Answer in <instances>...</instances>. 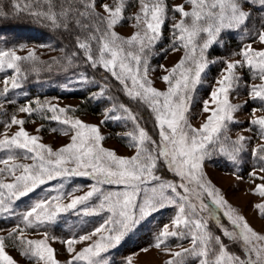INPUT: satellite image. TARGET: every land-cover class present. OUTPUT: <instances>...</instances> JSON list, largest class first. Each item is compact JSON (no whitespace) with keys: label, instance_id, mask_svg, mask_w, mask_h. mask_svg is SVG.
I'll return each mask as SVG.
<instances>
[{"label":"snow or ice","instance_id":"snow-or-ice-1","mask_svg":"<svg viewBox=\"0 0 264 264\" xmlns=\"http://www.w3.org/2000/svg\"><path fill=\"white\" fill-rule=\"evenodd\" d=\"M136 2L139 10L130 19L135 20L133 26L137 31L128 38L121 37L114 30L125 19L128 0H112L111 4L102 0H64L67 7L62 4L59 12L53 10L52 0H47V11L29 12L41 21L47 20L52 27L64 29L69 27L74 16L77 17L75 23L85 34L76 37V47L83 53L85 63L109 74L129 99L150 111L158 140L152 138L141 125L138 115L124 104H113L105 109L101 124L121 119L132 122L133 130L125 134L127 146L135 149V154L130 157L119 156L115 150L103 147L102 141L106 137L101 134L100 127L68 116L70 108L39 100L35 101L36 107L31 102L20 106L17 111L29 116L35 112L53 113L45 118L67 125L64 135L69 131L73 134L69 143L54 150L40 143V137L25 130V120L17 119L16 115L11 117L5 128L19 127L13 135L3 134V139H0V150L9 152L7 158L0 159V164L4 165L0 167V217L8 215L10 218L14 215L16 201L54 179L79 176L88 177L94 183L84 195L73 196L68 203H62L65 194L60 192L64 187L61 184L60 189H56L57 195L36 202L24 212L20 223L6 237L0 236V264H17L6 251V241L9 240L33 264H60L56 250L49 242L59 238L50 237L45 231L40 234L41 239H28L27 230L56 224L62 213L85 205L93 197L99 199L98 206L81 209L83 214L107 212L109 215L90 233L72 235L60 241L71 257L67 264H107L103 253L117 248L145 220L166 207H175L176 215L171 220V227L164 225L151 246L160 249L169 238L189 239L191 244L181 251H169L172 258L166 264H186L188 258L196 259L198 264H264V235L254 230L246 218L228 203L204 171L205 163L215 156L238 164L241 153L245 151V136L240 135L235 140L229 136V125L238 123L234 114L243 107L232 103L229 94L240 86L242 80L237 69L247 67L253 78L261 81L259 85L249 87V97L264 105V49L256 50L248 44L238 53L241 60L225 61L226 67L216 81L218 87L210 92L209 99L202 102L201 111L208 114L205 122L199 128L190 122L196 86L201 83L202 73L209 66L207 51L218 43L222 31L241 30L251 15L243 10V4H256L257 0H185L191 5L190 10H185L184 4L173 6L172 13H178L180 18L176 20L175 15L171 16L175 22L171 25L170 47L172 51L183 49L184 55L171 69L160 66L167 72L160 77L167 84L166 91L153 86L149 77L152 71L149 57L161 40L169 19L168 5L166 0ZM258 3L264 6V0H258ZM14 8L20 10L18 2ZM6 15L0 9V17ZM80 18L90 23H83ZM257 38L264 44V26L257 33ZM19 47L23 50L22 45ZM161 51L166 53L167 49ZM79 54L73 52L65 56L69 66ZM24 62H29L28 68L23 67ZM53 62L59 63L55 58ZM40 63L35 50H29L25 56L18 55L15 49L0 50V72H13L11 77L3 80V94L21 88L27 72H38ZM86 80V77L82 78V82ZM106 88L107 85L99 93H93V97H103ZM117 110L123 115H112ZM257 111H264V107L254 108L253 116ZM249 123L258 126L260 138L264 140V116ZM252 155L264 165V144L253 149ZM17 160H30L32 163ZM161 166L178 177L179 182L167 181L158 175ZM258 171L264 173V166ZM249 177L255 185L252 193L264 200V175H257L254 168ZM6 179L11 182H5ZM238 179L242 177L238 176ZM257 180L260 183H255ZM104 185L118 186L121 190L105 192ZM206 197L208 202H205ZM254 208L264 218V202L255 204ZM217 210L223 212L231 229L220 223ZM204 212L208 213V219L216 220L221 235H215L208 229V220L201 215ZM222 237L239 244L243 257L230 253ZM77 244L85 246L77 250ZM127 264H132L131 257Z\"/></svg>","mask_w":264,"mask_h":264},{"label":"rangeland","instance_id":"rangeland-1","mask_svg":"<svg viewBox=\"0 0 264 264\" xmlns=\"http://www.w3.org/2000/svg\"><path fill=\"white\" fill-rule=\"evenodd\" d=\"M102 2L111 4L112 0H102ZM166 3L169 8V19L163 28L161 40L156 44V47L149 57V64L152 69L149 73V77L153 81V86L160 91L167 90V84L160 79L161 76L167 74L164 69H171L184 55L183 49L172 51L170 47V42L172 40L171 25L175 22L171 19V16L175 15L176 20L180 18L179 14L172 13L171 9L173 6L179 4H184L185 10L191 9V5L186 4L185 0H168ZM98 10L102 11L99 8ZM138 10L139 4L136 0H128V6L124 12L125 19L114 29L121 37L128 38L137 31L133 26L136 22L134 19H130V17L134 16ZM243 10L250 12L251 15L247 19L245 25L241 27V30L222 31L218 38V43L214 44L206 53L209 66L205 72L202 73L201 83L196 86L194 94L195 102L190 114V122L196 128H199L205 122L208 114L202 113V102L205 99H209L210 92L215 87H218L216 81L221 78L222 69L226 67L225 61L235 62L241 60L242 57L238 55V53L248 44H251L252 48L256 50L264 49V44H261L257 38V33L261 30L262 26H264V6H260L257 0L256 4L244 3ZM12 37L21 40V42L15 45H3L0 43V50L15 49L18 55H26L29 50H35V52L39 51V49L44 50L48 47L46 43H50L49 39L41 37L38 33L31 34L25 32L22 33L20 37L14 35H12L11 38ZM21 45L23 46V50L19 47ZM162 49H167V52L161 51ZM161 65L164 66V69L160 67ZM237 74L242 77V80L240 81V86L229 94V99L232 103L243 105V107L234 114L238 123L229 125V136L232 140H235L240 135L245 136L247 138L245 141V151L241 153L238 164H233L224 157L215 156L212 160L205 163L204 171L207 179L221 191L228 203L246 218L254 230L264 235V218H262L254 208L255 204L264 202V200L252 193V189L255 185L250 181L249 177V173L252 172L254 168L257 170V175H264V173L258 171L259 167L264 165L252 155L253 149L264 144V140L260 138L258 126L249 123L250 120L256 117L264 116V111H257L255 116L252 114L254 108L260 109L264 107V105L259 101L252 100L248 94L249 87L252 85H259L261 81L259 79H254L251 71L247 67L238 68ZM12 75L13 72L11 70L0 72V139H3V134L11 136L18 131L19 126L5 128V125L10 121L11 117L16 115L17 119L26 121L23 127L30 135L41 138L39 141L40 143L49 145L54 150L69 143L73 133L69 131L68 135L63 134L67 125H63L59 121L45 118L51 117L53 113L48 111L43 113L35 112L29 116L28 114L17 111L20 106L29 102L32 103L33 107H36L35 101L39 100L41 103L58 105L61 108H70L71 111L67 113L68 116L78 118L87 124L98 125L101 134L106 137V139L102 141V145L106 149L115 150L117 155L123 157H130L135 154V149L127 146L128 138L125 136L127 132L133 130L131 121H126L124 119L108 120L106 123L101 124V121L105 118V109L111 108L113 104H119L115 103L114 99H110V96H105L106 98L104 99L102 97L94 98L93 93H99L104 86L97 83L93 78L84 73H79L62 83H43L46 85H36L32 90H29L22 80L21 88L10 90L5 95L3 94V80L5 77H11ZM84 77H86L87 80L82 82V78ZM85 98L92 101H94L93 99L97 100L99 104L96 105V114L89 112L87 107L82 106V99ZM126 106L130 108L128 105ZM60 115L61 119H64V115ZM112 115H123V113L117 110L115 113H112ZM37 129H40V131H37ZM52 129H56V131H52ZM247 129L251 130L248 131ZM118 133L120 135H117ZM150 135L152 136V134ZM17 152L19 153L20 150H17ZM8 155L9 152L7 150H0V159L7 158ZM17 162L32 163L30 160H17ZM0 167H4V165L0 164ZM157 174L161 175L160 172ZM172 175L174 176V174ZM238 176L242 177V179H238ZM165 180L179 182V178L176 176L172 179ZM5 182L11 181L10 179H6ZM93 183L94 181L88 177L73 176L57 178L39 186L35 191L29 193L25 197H21L15 202L14 215L10 218L8 215L0 217V236L6 237L8 232L15 225L20 223L21 215L36 202L57 195L56 189H60L61 184H63L64 187L60 189V192L65 194L62 203H68L73 196L84 195L90 190L89 186ZM255 183L258 184L260 181L257 180ZM117 190L121 189L113 185L103 186V191L105 192ZM205 202H208L207 197L205 198ZM98 204L99 199L93 197L85 205H78L77 209L62 213L56 224L45 225L38 229H28L26 238L41 239L43 237L40 234L45 231L49 233L50 237L54 236L59 238L56 241L50 240L49 242L56 250V258L60 264H67L71 257L66 251L65 244L60 241L72 235L78 236L84 233H90L93 229L103 224L109 213L101 212L98 215H84L81 211V209L85 207L89 209L95 208ZM176 212L177 209L175 207H166L154 213L142 223L138 230L130 235V237L126 238L117 248L102 254L107 264H127L129 257H131L132 264H166V261L172 258L168 254L169 251H181L182 248L191 247L189 239L178 238H169L166 245L162 246L160 249L151 246L154 243L155 236L158 235L164 225H169L171 227V220L176 215ZM201 215L208 220V229L215 235H221L216 220L208 219L207 212ZM217 215L220 223L231 229L232 226L223 216V212L217 210ZM222 239L226 244L225 241L227 238L225 239L222 237ZM231 244L233 247H239L241 249L239 244H236L238 247L234 246L233 243ZM83 246L85 245H75L77 250ZM145 248L148 250L141 251V249ZM6 251L17 261V264H33V261L26 259L20 254L18 248L11 240L6 241ZM228 251L230 253H235L231 252L229 248ZM235 254L243 257V251ZM186 264H198V261L188 258Z\"/></svg>","mask_w":264,"mask_h":264},{"label":"trees","instance_id":"trees-1","mask_svg":"<svg viewBox=\"0 0 264 264\" xmlns=\"http://www.w3.org/2000/svg\"><path fill=\"white\" fill-rule=\"evenodd\" d=\"M167 1L168 0H166V2ZM17 2L20 5L19 11L14 8V4ZM62 4H64V0H52L51 6L53 10L59 12ZM64 6L67 7L66 4H64ZM48 8L49 4L47 0H0V9L7 14L4 17H0V43L3 45L18 44L21 40H17L13 37L11 38V36L20 37V35L25 32L31 34L38 33L41 37L50 40V43H46L48 47L44 50L39 49V51H36V55L41 62L39 64V71L27 72V79L23 80L25 86L28 87L29 90H32L39 84L62 83L74 77L76 74L84 73L93 78L97 83L103 86L107 85L105 95L102 98L104 99L106 98L105 96H110L111 98H109L112 100L114 99L115 103L128 105L130 109L138 115L140 123L146 128L148 133L152 134L153 139L158 140L157 129L154 126L153 116L150 111L145 106L129 99L121 90V86L118 82L111 78L109 74L105 73L102 69H93L85 63L83 53L76 47V37L85 34L75 23L77 17L74 16L69 27L64 29L52 27L47 20L41 21L37 17L29 14L30 11H47ZM80 19L83 23H90L89 20H84V18ZM73 52H79L80 54L73 58V63L69 66L65 60V56L71 55ZM54 58L58 60L59 63H54ZM23 67L28 68L29 62H24ZM105 76H107V79L104 78ZM93 100L95 103L87 98L82 99V106L87 107L89 112L96 114V105L99 103L96 99ZM159 172L165 179L174 178L172 173L167 171L163 166L160 167L158 173ZM225 242L231 252H242L236 244H234V246L239 249L233 247L229 240L226 239Z\"/></svg>","mask_w":264,"mask_h":264}]
</instances>
